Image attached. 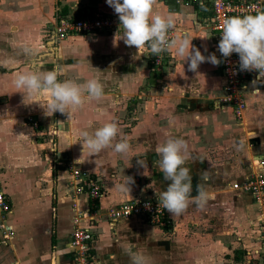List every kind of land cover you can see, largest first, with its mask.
I'll return each instance as SVG.
<instances>
[{
  "label": "crops",
  "instance_id": "1",
  "mask_svg": "<svg viewBox=\"0 0 264 264\" xmlns=\"http://www.w3.org/2000/svg\"><path fill=\"white\" fill-rule=\"evenodd\" d=\"M0 1V180L10 205L3 224L11 234L3 240L0 230V264H74L73 221L79 213L89 214L91 202L85 193H77L83 183L67 176V166L90 173L103 186L91 228V255L99 264H131L130 254L141 256L144 264H215L217 251L235 245L227 239L238 233L243 218L257 219L258 208L251 196L233 190L232 184L264 174V83L257 85L256 95L252 84L247 87V108L236 119L231 108L216 104L223 96L221 64L202 63L197 78L183 58L170 53L168 61L176 66L163 82L150 69L147 46L138 52L123 40L118 42L119 36L114 42L115 35L109 34L52 41L56 15L62 9L68 10L67 15L98 10L115 17L120 26L107 0ZM154 10L177 14V33L189 34L205 56L214 52L209 11L177 6L172 0H157ZM34 65L55 68L60 80L84 83L96 78L106 94L100 100L86 97L81 107L72 110L70 120L59 112L45 117L39 104H23L22 94L12 85L16 74L32 71ZM65 66L71 67L61 72ZM47 99L42 97L41 103ZM30 102V98L25 101ZM30 116L40 130L27 123ZM131 119L128 130L125 122ZM56 121L62 122L51 127ZM108 121L117 122L120 134L128 137L132 149L128 156L111 149L97 156L82 155L81 131L93 132ZM163 133L187 141L193 189L206 172L208 204L203 209L190 205L183 214L173 216L176 223L170 231L135 218L110 223L105 216L108 207L166 190L169 182L155 166L154 151L156 138ZM73 141L77 143L72 145ZM138 159L147 162V169L138 165ZM127 176L134 183L130 194H122L115 185ZM206 218L211 219L214 234L207 244L202 237L206 228L201 225ZM188 232L194 234L188 236ZM252 245L256 250L257 241Z\"/></svg>",
  "mask_w": 264,
  "mask_h": 264
},
{
  "label": "clouds",
  "instance_id": "2",
  "mask_svg": "<svg viewBox=\"0 0 264 264\" xmlns=\"http://www.w3.org/2000/svg\"><path fill=\"white\" fill-rule=\"evenodd\" d=\"M156 3L157 0H107L120 22L114 42H117L119 36L118 42L123 40L126 46H134L138 52L147 46L152 55L157 57L164 52L174 53L183 58L184 65H188L187 70L195 73L197 78L201 75L199 67L202 63L208 62L214 66L221 64L215 52L205 56L192 44L193 38L190 39L189 34L181 36L177 33L178 15L155 11ZM169 33L176 34L169 38ZM217 50L225 59L233 53L238 54L240 71L258 73L251 82L253 94H258L260 89L257 85L264 83V11L226 18ZM69 67L71 66H65L60 71H67ZM59 74L55 68L48 70L34 65V70L16 74L12 85L16 92L22 94L23 104L37 103L44 110L45 117H53L59 112L66 115L67 120L71 119L73 109L85 103L86 97L100 100L106 94L104 86L96 78L77 83L72 79L60 80ZM45 96L48 97L47 102L41 103V98ZM29 98L31 102L25 103ZM60 122L62 121L54 122L51 127ZM76 143L73 141L72 145ZM78 143L82 145V155L88 152L90 156H97L111 149L115 154L127 157L132 150L128 137L120 134L115 121L105 122L93 132L81 131ZM154 151L158 157L155 166L164 180L169 182L166 190L160 191L157 196L159 206L173 216L183 214L190 205L203 209L210 199L208 176L206 172L201 173L200 180L195 190L193 189L192 171L187 166L190 158L187 141L181 136L163 133L156 138ZM137 163L147 169L145 160L138 159ZM133 183L134 178L127 176L115 187L122 194H130ZM129 259L131 264H144L143 258L137 254H130Z\"/></svg>",
  "mask_w": 264,
  "mask_h": 264
},
{
  "label": "built area",
  "instance_id": "3",
  "mask_svg": "<svg viewBox=\"0 0 264 264\" xmlns=\"http://www.w3.org/2000/svg\"><path fill=\"white\" fill-rule=\"evenodd\" d=\"M165 1V0H163ZM175 5H185L195 7L197 11H209L211 25V35L214 40V52L221 60V77L224 81L222 86L223 96L217 100L218 107L231 108L236 119H241L247 108L244 91L251 85L258 73L240 71L239 56L233 53L225 59L217 50L221 39L223 21L231 16H243L256 14L262 11L261 0H172ZM77 13V12H76ZM75 13V14H76ZM75 14L60 17L56 20L53 28L52 41L59 43L73 35L92 36V35H116L119 30L118 20L104 12L94 10L83 14L81 17H75ZM174 34L169 33V38ZM145 55L151 70L162 77L165 66V59L170 53H161L159 57L152 55L149 48ZM158 79V80H160ZM29 123L34 129L39 128L37 121L28 117ZM71 178L76 182H82L84 187L77 189L78 194L85 193L91 202V208H96V203L103 197V186L99 179L88 172L75 170L69 166ZM232 189L251 196L256 204L260 216H264V174L256 173L243 179L240 182L232 184ZM10 206L8 196L3 190L0 180V230L3 234V240L11 236L6 229L4 222L5 215L9 212ZM95 212L79 213L74 218V229L71 234L70 246L74 250V264H93L91 249L93 244L92 226L95 220ZM105 216L107 220L114 224L123 220L135 218L141 222L155 226L159 229H173L175 220L173 215L169 214L162 206H159L158 197H133L122 202L117 206H111L106 209ZM82 222L84 223L83 225ZM254 261L251 260L252 253L247 254V259L254 264H264V227H260L257 240V249L253 251Z\"/></svg>",
  "mask_w": 264,
  "mask_h": 264
},
{
  "label": "rangeland",
  "instance_id": "4",
  "mask_svg": "<svg viewBox=\"0 0 264 264\" xmlns=\"http://www.w3.org/2000/svg\"><path fill=\"white\" fill-rule=\"evenodd\" d=\"M0 2L2 3V1H0ZM210 32H211V25H210ZM182 33L185 34V32H182ZM173 34L175 35V33H173ZM170 58L171 57L169 56L167 59H165V62L166 63L169 62L170 61ZM172 63L173 62H169V65L166 64V67L167 68L166 67L164 68V71H163V74H162L161 79H160V77L158 78V79H160L159 81H163V77H165L167 74H169L168 72L173 71L174 67L176 66V62H174L175 64L174 63L172 64ZM169 67L171 68L170 70H169ZM164 79H166V78H164ZM163 82H160L159 84H163ZM263 85L264 84H262L261 86H263ZM248 90L249 89L246 88V90L244 91L245 101L247 100V96L249 94ZM246 103H247V101H246ZM130 114H131V112H130ZM129 116H131V115H129ZM31 117H32L33 120H35V118L33 116H30L29 118H31ZM26 120H27V123L31 125V123H29L28 119H26ZM131 121H132V119L130 121H128V122H125L126 123V127H127L128 130H130L131 127H132V122ZM39 130H40V127H39ZM75 170H79V169H76L75 168ZM66 171H68L67 172V176L69 177L70 174H68V173H70V170H69V167L68 166L66 168ZM89 210H90V212L96 211V209H92L91 207H90ZM243 220H244L243 223L245 225L244 224L242 226L239 225L237 227V229H236V231L238 233L237 234L234 233L233 235L229 236L228 239H227V240H230L229 242L234 241L235 242V245H230L229 246V250H227V251H225V250L224 251L221 250L220 252L217 251L215 253L216 256H215V259H214V260H216V263L215 264H254V263H252V261H249V259H245L244 256H243L242 261H239V263L235 260V258H236L237 255L239 256V254H240L239 252L243 251L247 255V251H249L250 253H252L251 260L254 261L255 255L253 254V249L255 247L253 245L250 246V243L251 242H255V241L258 240V236H259V232H260V227L261 226L264 227V216H260V213L258 211L257 219L256 220L255 219L254 220L253 219H250L252 221H248V220H246L244 218H243ZM201 225L206 228L205 231H203V234H202L203 241L206 242V244L209 243V242L212 243V239L214 238V234H212L213 229H212L211 225H213V223H212L211 219L206 218L205 220H203V222H201ZM173 227H174V225H173ZM166 230L170 231V229H166ZM252 231H253L254 234H252ZM244 232H246V233H244ZM248 233H249V237H247V238H242L241 237V235L248 234ZM170 234H172V232ZM193 234L194 233H191V232L189 233L188 232V236H192ZM200 234H201V232H200ZM250 236H252V237H250ZM196 241L197 242L200 241L199 236L197 237V240ZM222 244H225V246H228L229 245L228 241H223ZM209 255H210V257L212 256L211 254H209ZM226 257H227V259H225ZM228 258H230V260ZM91 263H93V264H99L96 260L91 261Z\"/></svg>",
  "mask_w": 264,
  "mask_h": 264
},
{
  "label": "trees",
  "instance_id": "5",
  "mask_svg": "<svg viewBox=\"0 0 264 264\" xmlns=\"http://www.w3.org/2000/svg\"><path fill=\"white\" fill-rule=\"evenodd\" d=\"M194 8V10H196V6L195 7H193ZM86 12H85V10L84 11H78L76 14H75V17H81V16H83V14H85ZM67 14H68V10H66V9H62V10H59L58 11V13H57V15H56V20H58L60 17H63V16H67ZM150 66V65H149ZM152 67H150V69H151ZM237 253V252H236ZM240 254H239V256L237 255L236 256V258H235V260L239 263V261H242V259H243V256L245 257V253L243 252V251H241V252H239ZM242 257H241V256Z\"/></svg>",
  "mask_w": 264,
  "mask_h": 264
}]
</instances>
